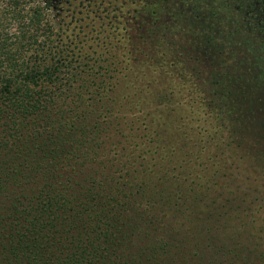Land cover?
<instances>
[{
	"label": "trees",
	"instance_id": "1",
	"mask_svg": "<svg viewBox=\"0 0 264 264\" xmlns=\"http://www.w3.org/2000/svg\"><path fill=\"white\" fill-rule=\"evenodd\" d=\"M119 1L0 0V264H264V0Z\"/></svg>",
	"mask_w": 264,
	"mask_h": 264
},
{
	"label": "rangeland",
	"instance_id": "2",
	"mask_svg": "<svg viewBox=\"0 0 264 264\" xmlns=\"http://www.w3.org/2000/svg\"><path fill=\"white\" fill-rule=\"evenodd\" d=\"M45 2L47 1V3H49L50 5H52V7L54 8V9H57L56 8V5H58L60 2H61V0H44ZM65 1V0H64ZM132 1H135V0H132ZM188 2H189V0H188ZM119 6L120 5H122V4H124V0H121V1H119L118 3H117ZM66 5V4H65ZM169 6H170V8L172 7V4L171 3H169L168 4ZM182 6V8H183V6L184 5H181ZM126 8H131L130 10H132V12L134 13V14H136V13H139L138 11H136L135 10V6L133 5L132 6V4H128V5H126L125 6ZM185 7V6H184ZM142 11V10H141ZM152 12H153V10L151 9H146V10H143V13H141V14H139V16L141 15V18H143L144 17V13L146 14H149V16L148 17H146L147 19V21L148 22H150V20L149 19H151V18H154L153 17V15H152ZM145 30H148L147 29V27H145ZM143 34H144V30H143V32H142ZM151 46L153 47V49H155L156 50V53L158 52L157 51V49L159 48V50L163 53L165 50L167 51L168 49H171L169 46H167L166 45V43H165V41H162V42H155L154 44H151ZM156 55V54H155ZM192 69V68H191ZM209 87V86H208ZM211 90L212 91V95L210 94L209 96L210 97H212V98H214L215 99V97H214V88L212 87V86H210L209 88H208V90ZM205 96V95H204ZM217 98V97H216ZM221 115H224V112H222V110H221ZM224 117V116H223ZM218 125L219 126H222V128H217L218 130L220 129V132H218V130H216L215 132H217V136L215 137L217 140H216V144H215V146L217 147V150H215V153L216 154H220V151H219V149H218V147H220L221 145L223 146V148H225V145H226V143H228V135H229V133H228V131H227V129L228 128H230V126L232 125V121H230V120H223V121H220L219 123H218ZM234 138H235V136H234ZM224 143H225V145H224ZM225 152H226V155H228V153H229V157H230V155H232V153L227 149V150H225ZM220 158H223V156L220 154ZM235 158H236V156H235ZM237 159V158H236ZM216 165V166H215ZM209 171H210V175H214L215 174V172H217V175H223V176H226V178H227V176H229V175H231L230 174V171H228V169H227V167H226V165H225V162H223V161H218L217 162V164H214V165H212L210 168H209ZM208 174H209V172H208ZM249 176V175H248ZM247 176V177H248ZM223 179V181H224V183H226L225 181H227V182H229L227 179ZM249 179V180H248ZM255 179H259L257 176H256V174H252L251 176H249V178H247V180L246 181H248L247 182V184H248V186H251V187H253V188H260V187H262L261 185H262V180H261V183L259 184H256V183H254V180ZM206 180H204V181H201L200 183L202 184V183H204ZM212 187V185H209V187ZM206 188H208V187H206ZM212 189H214L213 187H212ZM248 203L247 204H245V205H242L241 207H242V209H241V211L242 210H247V214H248V216L250 217V215H252V213L255 211V210H257L255 207H257V205L255 204L254 205V203L253 204H251L252 202L251 201H247ZM202 206V205H201ZM201 206L197 209V210H194L195 211V213L193 212V216H192V219H197V217L199 216V215H197L198 213H199V211L201 210ZM218 206H221V207H223V208H220V207H218ZM218 206H216V207H218V208H215V210H216V212H215V210H210L212 213H214L215 212V217L216 218H214V219H225V218H229L230 217V213L231 212H229V211H231V209H240V205L237 203V204H235V203H228V204H220V205H218ZM261 206H263L262 208H260L261 210V212L260 213H262V216H261V219H264V204H262ZM195 214V215H194ZM248 217V218H249ZM220 231H222V230H220ZM222 232H218L217 234H221ZM229 235H230V232H229Z\"/></svg>",
	"mask_w": 264,
	"mask_h": 264
}]
</instances>
